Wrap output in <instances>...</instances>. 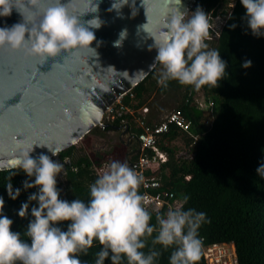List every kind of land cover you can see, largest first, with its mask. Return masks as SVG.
I'll return each instance as SVG.
<instances>
[{"label": "clouds", "instance_id": "9594fccd", "mask_svg": "<svg viewBox=\"0 0 264 264\" xmlns=\"http://www.w3.org/2000/svg\"><path fill=\"white\" fill-rule=\"evenodd\" d=\"M128 2L116 0L112 9L119 11ZM174 2L164 30L158 37L151 36L157 51L150 66L153 78L162 90H167L171 81L196 91L217 87L225 78L227 62L207 43L213 16L201 6L194 12L181 11L182 0ZM72 3L65 6L61 0H52L44 7V0H0V16H10L15 8L24 17L23 23L0 27V49L24 51L44 64L72 51L97 55L92 48L96 36L90 29H99L102 21L97 16L84 22L81 17L97 12L99 5L89 0L94 11L78 13L72 10ZM241 3L247 27L253 35L264 36V0ZM25 9L32 12L31 17L25 15ZM230 27L234 30L237 25ZM126 37L125 29L114 46L120 47ZM251 66L250 60L243 64L244 68ZM33 151L34 147L22 150L13 158L16 170L5 184L9 198L18 199L21 188L13 187L12 178L22 171L29 178L22 182L23 190L35 189L17 211L25 219L30 210L32 217L22 233L12 230L14 221L4 214L5 200L0 196V264H88L81 255H88L97 242L100 248L94 254V264H158L169 250L168 264H198L204 250L200 229L211 220L205 212L183 207L188 195H182L178 206L157 211L153 219L149 196L140 191L144 175L127 162L113 160L89 185L87 201H68L61 199L57 180L67 175L65 163L43 152L33 156ZM257 174L264 179V162ZM63 224L67 230L60 226Z\"/></svg>", "mask_w": 264, "mask_h": 264}, {"label": "trees", "instance_id": "16d2710c", "mask_svg": "<svg viewBox=\"0 0 264 264\" xmlns=\"http://www.w3.org/2000/svg\"><path fill=\"white\" fill-rule=\"evenodd\" d=\"M221 3L222 0H195L191 12L201 6L215 15ZM245 14L241 0H236L219 36L207 40L210 48L218 49L222 60L227 62L225 78L217 87L206 86L196 91L171 81L168 89L162 90L153 78L155 72H150L122 97L120 105H115L114 119H104L103 126L95 127L89 135L104 137L109 130L121 126L128 127L137 138L141 132L137 118L148 125L162 120L154 98L175 101L174 110L182 112L190 129L184 132L171 126L161 136L157 149L167 155L168 162L147 173L148 176L154 177L162 190L172 192L178 202L183 194L188 195L190 199L184 208L207 214L211 223L200 229L204 245L232 244L237 264H264V179L257 174V168L264 162V36L252 34L243 19ZM232 24L237 25L234 30ZM249 60L252 66L244 68V62ZM119 106L127 111L117 115ZM144 108L148 109L146 115L139 113ZM144 154L154 153L148 149ZM109 156L111 149L94 150L76 144L53 157L61 162L70 161L66 165L67 175L63 176V189L58 183L61 199L87 201L89 185L99 176L98 171ZM137 159L138 155L129 163ZM15 170L0 171V196L5 200L4 214L14 221L12 230L22 233L32 217L30 210L25 219L17 211L35 189L23 190L22 182L29 178L20 171L12 183L14 188H21V195L16 200L10 199L5 184ZM60 226L67 230V224ZM99 248L97 242L81 259L94 264V254ZM170 251L163 253L158 264H168ZM198 264H206L203 254Z\"/></svg>", "mask_w": 264, "mask_h": 264}, {"label": "water", "instance_id": "95a60500", "mask_svg": "<svg viewBox=\"0 0 264 264\" xmlns=\"http://www.w3.org/2000/svg\"><path fill=\"white\" fill-rule=\"evenodd\" d=\"M51 2L44 0V7ZM71 2L61 0L65 6ZM115 2L93 0L99 5L95 13L89 12L94 11L89 0H73L71 5L78 13L89 12L82 21L97 16L102 21L99 29H90L97 55L72 51L44 64L24 51L0 49V171L15 169L13 158L22 150L34 147L31 155L43 152L53 158L78 144L103 125L107 108L151 72L157 55L151 36L164 30L174 0H129L119 11L112 9ZM189 2L182 0L181 11L189 10ZM25 15L31 17L32 12L25 9ZM23 22L15 8L10 16H0V27ZM125 29L126 39L115 47Z\"/></svg>", "mask_w": 264, "mask_h": 264}, {"label": "built area", "instance_id": "2783aa9c", "mask_svg": "<svg viewBox=\"0 0 264 264\" xmlns=\"http://www.w3.org/2000/svg\"><path fill=\"white\" fill-rule=\"evenodd\" d=\"M235 1L236 0H222L221 6L218 8L216 14L210 13L214 19L212 21L213 28L210 31L208 40L215 39L219 36L217 32H220L222 25L232 12ZM194 3L195 0H190L188 5L190 11ZM219 21H221L219 23L220 27H217V22ZM122 97L117 99L113 106L106 109L104 119H114L115 105H120ZM124 110L127 111L126 108L119 106L117 115H120ZM139 113L146 115L148 109L144 108L139 111ZM136 124L141 129V132L136 138L138 144V159L133 167L145 177V183L140 191L149 196L148 207L150 211L153 213L157 211L166 212L168 207L178 206L180 202H178L172 192L162 190L160 183L154 177L148 176L147 173L155 172L161 164L168 162L167 155L157 149V144L161 136L167 133L171 126L187 132L190 129V123L186 120L181 111L173 110L165 116L159 124L148 125L142 118H137ZM148 149L154 154L151 156L144 154ZM63 163H65L66 166L70 164V161L66 159ZM203 257L206 264H237L235 249L232 244L213 243L204 245Z\"/></svg>", "mask_w": 264, "mask_h": 264}, {"label": "rangeland", "instance_id": "374dc122", "mask_svg": "<svg viewBox=\"0 0 264 264\" xmlns=\"http://www.w3.org/2000/svg\"><path fill=\"white\" fill-rule=\"evenodd\" d=\"M220 22L221 21L217 22V27H220V25H219ZM217 33H219V32H217ZM212 38H215V37H212ZM153 102L155 105V109L158 110L157 112H159V119L165 118V116H167L171 111L174 110L175 105H176L175 101L170 100V99H156V98H154ZM200 104L203 107L205 106L202 100H200ZM114 137H117V135L115 133H112V132L106 133V135L104 137H93V135L90 136L88 134L78 144L79 145L80 144L86 145V146H88V148H92L94 150H100L101 148H103V150H109V141L112 140V138H114ZM176 145L179 147H182V144L179 142H177ZM86 151L88 152L87 149H86ZM127 152H128V150L125 148V145H121L119 143L114 145L111 148V156H109L107 158L106 163L98 171V174L99 175L102 174V172L104 170H106V166L113 160L125 162L124 154ZM175 159H177L176 156H175ZM57 180H58V183H60L62 185V189H63V181H64L63 175L59 176L57 178Z\"/></svg>", "mask_w": 264, "mask_h": 264}, {"label": "flooded vegetation", "instance_id": "af4514ba", "mask_svg": "<svg viewBox=\"0 0 264 264\" xmlns=\"http://www.w3.org/2000/svg\"><path fill=\"white\" fill-rule=\"evenodd\" d=\"M117 128L119 129H113L107 132V133L112 132L117 135V137H114L112 138V140L109 141V149H111L114 145L118 143L121 145H125V148L128 150V152L124 154V160L129 164V166L133 167L135 163L133 161L129 163V161H131L132 159L134 160L135 156L138 153V144L136 141L135 134L132 133V131H130L129 129H127V131L124 132L126 127L124 128L120 126Z\"/></svg>", "mask_w": 264, "mask_h": 264}]
</instances>
